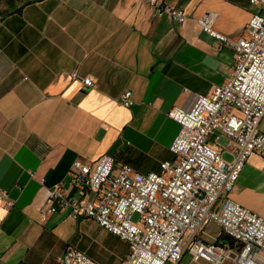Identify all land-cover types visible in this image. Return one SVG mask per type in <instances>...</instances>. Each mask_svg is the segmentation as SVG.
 <instances>
[{
  "label": "crops",
  "instance_id": "1",
  "mask_svg": "<svg viewBox=\"0 0 264 264\" xmlns=\"http://www.w3.org/2000/svg\"><path fill=\"white\" fill-rule=\"evenodd\" d=\"M165 2L183 9L187 21L154 16L145 0H37L0 18V190L14 200L10 208L0 200V264H56L69 245L100 264H120L128 253V243L96 221L65 210L44 220L40 209L57 182L74 194L69 170L76 158L96 162L109 154L116 166L159 172L174 158L180 130L170 110L191 108L231 74L233 50L198 20L214 12L215 28L237 39L256 11L250 1ZM87 76L94 82L84 89ZM126 90L130 107L119 101ZM259 128L264 132V117ZM211 141L232 159L226 136ZM230 196L264 217L261 154L248 158ZM200 237L227 239L215 222ZM183 262L236 264L189 253Z\"/></svg>",
  "mask_w": 264,
  "mask_h": 264
},
{
  "label": "built area",
  "instance_id": "2",
  "mask_svg": "<svg viewBox=\"0 0 264 264\" xmlns=\"http://www.w3.org/2000/svg\"><path fill=\"white\" fill-rule=\"evenodd\" d=\"M145 1L156 17L179 24L188 19L183 9L165 0ZM249 1L256 11L237 39L215 28L214 12L198 20L219 46L233 50L234 66L224 83L198 94L191 108L176 105L170 110V118L180 125L170 147L174 158L163 161L159 172L148 173L129 164L116 166L109 154L96 162L76 158L69 170L74 194L63 182L52 185L40 209L44 220L65 210L67 217L96 221L128 243L120 264H185V253L212 263L264 264V217L230 196L248 158L254 153L264 158L259 128L264 117V0ZM71 75L78 77L76 71ZM82 81L84 89L93 86L90 76ZM119 101L132 106V91L123 92ZM220 135L229 139L231 160L211 141ZM0 200L7 208L14 205L5 190H0ZM209 222L217 223L227 239L202 240L200 233ZM56 264L100 263L69 245Z\"/></svg>",
  "mask_w": 264,
  "mask_h": 264
},
{
  "label": "trees",
  "instance_id": "3",
  "mask_svg": "<svg viewBox=\"0 0 264 264\" xmlns=\"http://www.w3.org/2000/svg\"><path fill=\"white\" fill-rule=\"evenodd\" d=\"M0 0V18H4L12 13L20 12L26 5L37 1V0ZM21 2L20 5L18 3ZM6 6V9L1 10L2 5ZM227 238V237H226Z\"/></svg>",
  "mask_w": 264,
  "mask_h": 264
},
{
  "label": "rangeland",
  "instance_id": "4",
  "mask_svg": "<svg viewBox=\"0 0 264 264\" xmlns=\"http://www.w3.org/2000/svg\"><path fill=\"white\" fill-rule=\"evenodd\" d=\"M23 1H24V0H22L21 2H23ZM21 2H19V3H18V5H20V4H21ZM5 9H6V6L3 4V5H2V7H1V10H3V11H4Z\"/></svg>",
  "mask_w": 264,
  "mask_h": 264
}]
</instances>
